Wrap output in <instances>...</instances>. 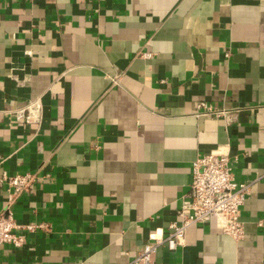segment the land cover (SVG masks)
<instances>
[{"label": "crops", "instance_id": "0c3cea01", "mask_svg": "<svg viewBox=\"0 0 264 264\" xmlns=\"http://www.w3.org/2000/svg\"><path fill=\"white\" fill-rule=\"evenodd\" d=\"M222 146L249 184L242 237L195 223L153 264H264V0H0V173L35 174L12 215L49 225L0 264H135Z\"/></svg>", "mask_w": 264, "mask_h": 264}, {"label": "built area", "instance_id": "2783aa9c", "mask_svg": "<svg viewBox=\"0 0 264 264\" xmlns=\"http://www.w3.org/2000/svg\"><path fill=\"white\" fill-rule=\"evenodd\" d=\"M100 4L104 0H93ZM40 107L38 99L28 101L16 109L15 116L26 123L35 122ZM202 113L226 114L225 109H218L205 102L198 104ZM35 181L31 172L0 173V183L6 191L5 208L0 212V247L10 244L20 247L26 241V235L37 230H48L44 221L18 223L11 211V206L22 194L30 191ZM248 182L237 181L233 176V166L229 147L222 146L197 156L192 161L189 183V198L178 209L177 220L171 221L168 230L160 236L150 235L135 258V264H153L152 255L159 244L169 249H176L185 241L188 226L212 219L221 232L239 239L244 233L245 218L240 215V207L248 190Z\"/></svg>", "mask_w": 264, "mask_h": 264}]
</instances>
